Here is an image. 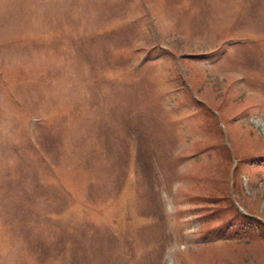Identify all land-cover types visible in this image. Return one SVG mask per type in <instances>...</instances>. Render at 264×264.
<instances>
[{"label": "rangeland", "instance_id": "374dc122", "mask_svg": "<svg viewBox=\"0 0 264 264\" xmlns=\"http://www.w3.org/2000/svg\"><path fill=\"white\" fill-rule=\"evenodd\" d=\"M0 264H264V0H0Z\"/></svg>", "mask_w": 264, "mask_h": 264}]
</instances>
